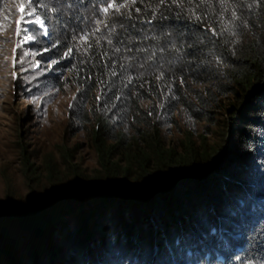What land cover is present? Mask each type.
Here are the masks:
<instances>
[{
    "label": "trees",
    "instance_id": "trees-1",
    "mask_svg": "<svg viewBox=\"0 0 264 264\" xmlns=\"http://www.w3.org/2000/svg\"><path fill=\"white\" fill-rule=\"evenodd\" d=\"M37 4L50 35L0 103V264H264V0Z\"/></svg>",
    "mask_w": 264,
    "mask_h": 264
},
{
    "label": "rangeland",
    "instance_id": "rangeland-1",
    "mask_svg": "<svg viewBox=\"0 0 264 264\" xmlns=\"http://www.w3.org/2000/svg\"><path fill=\"white\" fill-rule=\"evenodd\" d=\"M21 16V15H20ZM20 16L17 17V19H20ZM16 19V20H17ZM25 19V17H24ZM27 20V19H25ZM29 24H24V22H21V27H27ZM16 29V28H15ZM25 33L21 32V36H24ZM9 37L6 40H3L0 45V103L2 104L4 102V99L8 97V99L11 98L9 92H12V80L13 78V72L16 73V76L18 75L16 64L21 61L22 57L21 54L24 52H28L29 56L28 58H36L35 56L38 54L35 51H27L26 44L22 40H20V37L16 36V32H13V35H7ZM18 41H20V46L17 47L15 57L13 55V48L17 45ZM45 50H42L39 52V54L44 53ZM15 61V63H14ZM48 62V61H47ZM13 99V98H11ZM66 101V98L62 97L53 102L51 106L58 108L60 111L63 109V102ZM32 102H40L39 99H32V100H26V107H29ZM60 104V105H59ZM50 106V105H49ZM50 106V107H51ZM58 116V115H57Z\"/></svg>",
    "mask_w": 264,
    "mask_h": 264
},
{
    "label": "snow or ice",
    "instance_id": "snow-or-ice-1",
    "mask_svg": "<svg viewBox=\"0 0 264 264\" xmlns=\"http://www.w3.org/2000/svg\"><path fill=\"white\" fill-rule=\"evenodd\" d=\"M163 2V0H162ZM126 5L120 4V5H114L112 3H109L107 7L103 8L102 11L107 15L109 13V9H113L115 7L116 12H119L121 8L125 7ZM37 0H29V3L27 5L21 3L19 6V12L21 14L20 19L16 20V36L20 37V40H22L25 43H36L39 41V36L37 35V32L41 33L42 36L48 37L50 35L48 28L46 27L45 20L41 18L40 15L36 14L37 13ZM28 9V10H26ZM236 13L233 12V16H235ZM24 17H29L30 19L25 20ZM7 19V17H5ZM24 22V24H33L36 26V32H33L32 29L24 27H21V22ZM98 24L101 23L100 21L97 22ZM96 31H99V28L96 29ZM21 32L25 33L24 36H21ZM80 39L86 40L87 35L81 36ZM111 42V41H109ZM20 46V41H18L17 45L13 48V55L15 57L16 49L17 47ZM56 44H53L52 47H56ZM45 51H48V49H45ZM73 49L69 48L68 51L64 53V58H67L72 54ZM22 57H27L29 55L28 52H24L21 54ZM21 62H25L23 59ZM15 63V61H14ZM56 61H52V64L54 65ZM38 66V65H37ZM52 65H49V68ZM13 78H16V73L13 72ZM71 107V105H70Z\"/></svg>",
    "mask_w": 264,
    "mask_h": 264
}]
</instances>
